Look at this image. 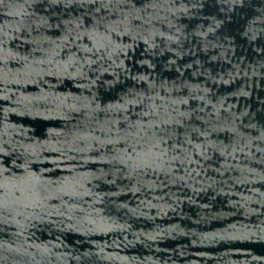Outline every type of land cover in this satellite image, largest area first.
Segmentation results:
<instances>
[{
  "label": "water",
  "instance_id": "95a60500",
  "mask_svg": "<svg viewBox=\"0 0 264 264\" xmlns=\"http://www.w3.org/2000/svg\"><path fill=\"white\" fill-rule=\"evenodd\" d=\"M0 264H264V0H0Z\"/></svg>",
  "mask_w": 264,
  "mask_h": 264
}]
</instances>
